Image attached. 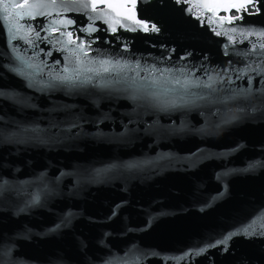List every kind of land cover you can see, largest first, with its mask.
Returning <instances> with one entry per match:
<instances>
[{
	"label": "water",
	"instance_id": "1",
	"mask_svg": "<svg viewBox=\"0 0 264 264\" xmlns=\"http://www.w3.org/2000/svg\"><path fill=\"white\" fill-rule=\"evenodd\" d=\"M0 186V264H264V0H0Z\"/></svg>",
	"mask_w": 264,
	"mask_h": 264
},
{
	"label": "flooded vegetation",
	"instance_id": "2",
	"mask_svg": "<svg viewBox=\"0 0 264 264\" xmlns=\"http://www.w3.org/2000/svg\"><path fill=\"white\" fill-rule=\"evenodd\" d=\"M247 9V11L249 12H253L255 10V5L251 4L245 7ZM227 17H235L238 15V12L236 9L231 10L230 12H228L227 14H224ZM144 26H147V28H152L153 25H151L150 23H144ZM72 35L73 38H75V34L74 32L70 33Z\"/></svg>",
	"mask_w": 264,
	"mask_h": 264
},
{
	"label": "snow or ice",
	"instance_id": "3",
	"mask_svg": "<svg viewBox=\"0 0 264 264\" xmlns=\"http://www.w3.org/2000/svg\"><path fill=\"white\" fill-rule=\"evenodd\" d=\"M145 29L147 30V26H145ZM152 30L153 31H158V29L155 27V25L152 26ZM65 79H67V78H65ZM0 190H2V186H0Z\"/></svg>",
	"mask_w": 264,
	"mask_h": 264
}]
</instances>
